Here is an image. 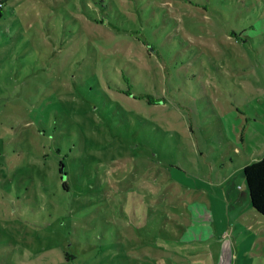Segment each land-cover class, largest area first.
I'll return each mask as SVG.
<instances>
[{"label":"rangeland","instance_id":"1","mask_svg":"<svg viewBox=\"0 0 264 264\" xmlns=\"http://www.w3.org/2000/svg\"><path fill=\"white\" fill-rule=\"evenodd\" d=\"M191 1L200 9L179 0H11L6 6L0 264H168L167 256L173 264H264V217L244 196L241 168L264 155V14L227 0ZM86 11L105 17L109 28L89 24ZM233 29L238 42L229 35ZM80 37L88 40L85 53L72 50ZM117 58L134 81L169 101L134 105L149 116L148 130L125 125L129 113L99 89L105 85L93 66L103 70L104 61ZM110 77L117 80L115 72ZM31 144L50 153V161L55 148H66L61 156L71 191L57 188L52 175L39 189L38 177L11 170L20 164L16 148ZM145 154L155 156L159 170L160 229L141 199L132 204L134 189L149 195L153 188L149 171L132 162ZM107 172L121 177L112 176L111 189ZM112 192L122 194L113 207Z\"/></svg>","mask_w":264,"mask_h":264},{"label":"trees","instance_id":"2","mask_svg":"<svg viewBox=\"0 0 264 264\" xmlns=\"http://www.w3.org/2000/svg\"><path fill=\"white\" fill-rule=\"evenodd\" d=\"M11 0H0V18L3 17V12L6 9V6L9 4ZM181 3L184 2L186 5L194 6L197 9H200V6L192 2L191 0H179ZM223 1V0H221ZM253 0H227L225 4H229L234 6L235 8H238L240 4L247 5L246 8L250 11H257L258 9L261 10V15L264 14V0H254L256 2V5L254 6ZM103 3V2H102ZM239 3V4H238ZM183 4V3H182ZM77 8H75V11ZM80 10V9H78ZM225 11V9H223ZM84 15V11L81 8L79 11ZM87 13V11H86ZM85 18L87 22L93 26H106L109 28V26L105 25L106 18L105 17H94L90 16L88 13L85 14ZM255 28V27H253ZM242 33V32H241ZM231 37L237 40H241V34L233 29L232 32L229 34ZM77 37V36H76ZM88 45V40L80 37L76 38L75 41H73L72 50L75 52H80L82 49H84V53L86 52V48ZM144 46H147L146 44H143ZM155 48L152 47L150 49H147V54L150 56L152 54V51H154ZM82 57H85L84 54ZM109 59V58H105ZM126 63L125 60H121L118 58L113 60H106L103 63L106 65L103 70L98 67L96 64L93 66V74H97L98 79H102L104 83V87H99V89H102L103 93H111L113 97L117 98V102L114 101L113 104H116L117 109L124 110L129 113V115H125L124 118V124L131 127H144V130H148L147 128L152 127V124L143 125V122H146L147 124V115H145L143 112H140L138 109L134 107L135 104L144 107L146 109L148 108H154L158 106H167L168 100L164 97L165 95L162 94V92L158 91L157 93H154L152 91H149L147 89L148 84L145 82H139L136 78L134 81L132 75L130 73L125 72V69H121L123 64ZM116 73L117 80L111 78L110 76L113 73ZM90 77V76H89ZM137 89V91H136ZM133 105V106H132ZM174 105V104H173ZM128 109V110H127ZM146 117V118H145ZM157 139V138H156ZM32 145V144H31ZM27 151L25 149L16 148L14 151V154L18 156L16 158L20 161L19 165H16L11 170H19L25 176H34L38 177V188H46L47 185L43 182L47 181L49 176L52 175L56 178L55 186L57 188L62 187L63 190L66 192L71 191L72 187L69 180V174L67 172V163L66 158H62L61 151L62 149H66L63 146H60L59 148H55V160L50 161V153L48 152H41L38 153L37 148L35 146L27 147ZM45 150V149H44ZM31 153V156H30ZM8 158V157H7ZM57 161V162H56ZM135 161L134 166L136 168H139L141 166V172L145 174V171H149L150 179H152V191H150L149 195H141L137 194L135 189L133 192L135 193V198L132 201V204L137 205V200L141 199V204L144 206V208H147L148 214H150L152 224L155 225V228H161L162 224L161 222V214H157V211L160 210L162 212L161 207L159 208L157 205L158 202V196L156 191L154 190L157 187V183H155V179L159 177V170L156 168L154 169V162H155V156L153 154H145L141 157H138L137 160L133 159L132 162ZM134 169V167H133ZM137 173V172H136ZM157 174V177H156ZM243 174L245 177L246 187L248 191V198L250 199L252 209H254L256 212L260 213L264 217V155L261 156L260 160L255 161L252 164H248L243 168ZM116 179H120L121 177L118 174L109 173L107 172L105 178L109 182V189L113 187V184L115 183V179L112 178V176ZM67 178H66V177ZM144 178H138L136 183L139 185V187L143 186L140 185V182H142ZM42 183V184H41ZM148 184L145 185L147 187ZM137 187V186H136ZM122 195V194H121ZM118 192H112V194L109 196L112 199V207L115 205L116 201L118 200L119 196L122 197ZM131 196H128V199H130ZM110 199V200H111ZM147 199V200H146ZM152 200V202H151ZM152 203V204H151ZM139 205V204H138ZM137 205V206H138ZM136 206V207H137ZM155 223V224H154ZM149 235L150 237H153V229L149 227ZM158 238V237H157ZM157 252V251H155ZM67 260H72L74 257L70 255L69 253L66 254ZM164 259V258H163ZM172 258L165 257V261L168 262V264L172 263ZM156 260V259H155ZM161 262V260H160ZM171 262V263H170ZM173 264V263H172Z\"/></svg>","mask_w":264,"mask_h":264},{"label":"crops","instance_id":"3","mask_svg":"<svg viewBox=\"0 0 264 264\" xmlns=\"http://www.w3.org/2000/svg\"><path fill=\"white\" fill-rule=\"evenodd\" d=\"M246 165H248V164H246ZM246 165L241 164L242 171H243V168H244ZM244 196H245L246 199L249 200V198H248V194H247V193H246Z\"/></svg>","mask_w":264,"mask_h":264}]
</instances>
